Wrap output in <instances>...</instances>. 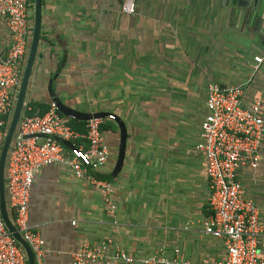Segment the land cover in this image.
<instances>
[{"label":"crops","instance_id":"crops-1","mask_svg":"<svg viewBox=\"0 0 264 264\" xmlns=\"http://www.w3.org/2000/svg\"><path fill=\"white\" fill-rule=\"evenodd\" d=\"M30 3L33 24L34 0ZM131 3L135 13H122ZM227 4L41 0L40 38L22 111L46 110L52 81L63 105L109 114L127 132L115 178L120 135L108 118L101 130L110 156L101 170L78 179L67 167L50 165L34 174L29 226L44 242L43 264H72L80 244L108 240L113 246L107 259L89 264H121L110 259L115 250L135 261L170 258L175 249L191 264L224 258V241L203 231L209 188L205 160L194 151L207 113L208 85H243L244 106L260 101L264 118V64L254 75L250 67L253 57L264 53V29L232 16ZM8 42L9 33L1 28L0 45ZM260 155L257 170L241 169L238 175L264 219V143ZM91 179L109 183L114 213Z\"/></svg>","mask_w":264,"mask_h":264},{"label":"built area","instance_id":"built-area-1","mask_svg":"<svg viewBox=\"0 0 264 264\" xmlns=\"http://www.w3.org/2000/svg\"><path fill=\"white\" fill-rule=\"evenodd\" d=\"M30 6V0H0V29L9 33L8 44L0 45V153L28 55ZM121 12L134 14L135 5L125 4ZM263 64L264 53L254 56L252 75ZM244 91L243 85H208L201 141L194 147L205 160L209 188L210 215L203 223V231L225 244L224 258L213 264H264V219L259 206L246 196L238 175L241 169L255 171L259 167L264 118L260 101L244 106ZM101 124L102 119L92 118L82 130L74 129L53 103L44 111L29 106L20 115L4 167L5 206L11 224L31 249L35 264H43L44 242L29 226L34 174L50 165L67 167L78 179L87 178L89 170H101L110 156ZM91 182L106 193L108 210L114 213L109 183ZM112 246L111 240L100 245L83 242L72 252V264L101 262L107 259ZM110 259L121 264H191L177 249L170 258L154 255L137 261L115 250ZM0 264H27L25 251L6 229L1 212Z\"/></svg>","mask_w":264,"mask_h":264},{"label":"water","instance_id":"water-1","mask_svg":"<svg viewBox=\"0 0 264 264\" xmlns=\"http://www.w3.org/2000/svg\"><path fill=\"white\" fill-rule=\"evenodd\" d=\"M227 3H228L227 4L228 7H230L232 11L231 12L232 16L245 18L246 24L253 29H256L257 23L259 28L264 29V0H227ZM40 18H41V0H34L32 34L29 43L28 55L22 73V78H21L16 102L14 105L12 117L0 153V212L6 229L12 235V237L19 243V245L24 249L27 257V264H35L34 255L31 249L29 248V246L27 245V243L24 242L22 238L19 236V234L16 232L15 228L13 227V225L11 224L8 218L6 212V206H5V195H4V167H5V161L7 158L9 147L13 139V135L16 130V126L19 121L20 115L22 113L29 77L31 74L32 66L38 48V43L40 38V26H41ZM48 94L50 99L52 100V103L55 105L57 111L68 120L86 122L92 118L106 119L110 116L109 114L106 113H96V114L80 113L66 107L60 102V100L56 97V95L52 91V81L49 83L48 86ZM113 120L118 126L119 135H120L117 161L114 171L112 173V177L115 178L117 174H119V172L121 171L123 165L127 132L124 123L120 119L117 118ZM63 144L66 147L71 148L69 143L63 142Z\"/></svg>","mask_w":264,"mask_h":264},{"label":"trees","instance_id":"trees-1","mask_svg":"<svg viewBox=\"0 0 264 264\" xmlns=\"http://www.w3.org/2000/svg\"><path fill=\"white\" fill-rule=\"evenodd\" d=\"M68 124L74 129L82 130L83 127H84L83 125L85 124V122H78V121H74V120H68Z\"/></svg>","mask_w":264,"mask_h":264},{"label":"rangeland","instance_id":"rangeland-1","mask_svg":"<svg viewBox=\"0 0 264 264\" xmlns=\"http://www.w3.org/2000/svg\"><path fill=\"white\" fill-rule=\"evenodd\" d=\"M30 14L32 15V9L30 8Z\"/></svg>","mask_w":264,"mask_h":264}]
</instances>
